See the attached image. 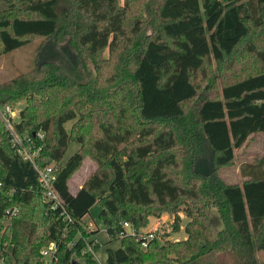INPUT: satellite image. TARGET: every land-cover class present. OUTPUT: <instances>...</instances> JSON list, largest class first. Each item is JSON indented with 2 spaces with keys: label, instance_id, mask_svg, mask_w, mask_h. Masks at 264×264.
<instances>
[{
  "label": "trees",
  "instance_id": "16d2710c",
  "mask_svg": "<svg viewBox=\"0 0 264 264\" xmlns=\"http://www.w3.org/2000/svg\"><path fill=\"white\" fill-rule=\"evenodd\" d=\"M263 26L264 0H0L3 52L40 40L32 67L0 82V106L24 101L12 128L41 147L37 165L55 166L54 189L72 218L42 199L36 169L0 118V263L42 264L41 249L54 243L56 264H80L75 256L98 264L85 240L94 251L99 242L82 220L97 202L108 241L119 240L105 249L106 264H224L231 253L260 264L264 156L240 166L241 184L224 182L217 170L264 132V43L252 49L262 70L223 85L220 98L197 97L192 75ZM63 42L80 70L91 64L86 80L53 55ZM71 142L79 147L63 160ZM85 153L97 166L72 194L68 180ZM201 158L210 172L196 170ZM12 207L18 211L7 218ZM179 208L188 218L180 240L161 234L143 247L131 234L119 236L124 222L139 231Z\"/></svg>",
  "mask_w": 264,
  "mask_h": 264
},
{
  "label": "rangeland",
  "instance_id": "374dc122",
  "mask_svg": "<svg viewBox=\"0 0 264 264\" xmlns=\"http://www.w3.org/2000/svg\"><path fill=\"white\" fill-rule=\"evenodd\" d=\"M145 32H148L145 29ZM40 40H34L29 44L22 46L16 50L5 53L3 52V44L0 39V82L6 81L14 76L28 71L35 59V49ZM264 43V26L262 28H251L249 36L244 39L236 50L229 56H225L223 60L217 61L212 56L207 57L202 67L192 75V82L197 88V97L204 98H220L221 88L223 85L239 80L250 74L257 73L262 70V66L257 59V56L252 51L254 48H259ZM61 45V47H59ZM59 53H55L56 59H60L63 65L68 68H75L78 70L81 80H86L87 72H93L91 64H88L86 71L80 70L78 59L75 53L68 46L67 42L60 43ZM45 56V55H44ZM42 56V57H44ZM107 56V49L104 52ZM197 97L191 102L189 108H193L197 104ZM24 106V101L16 103L13 109L12 120H19V111ZM74 120L68 121L65 124L67 130H70ZM79 147L78 143L71 142L68 146L63 160L67 158ZM264 156V132H258L250 135L244 145L234 151L233 161L224 167H219L217 170L220 178L226 183L241 184L243 177L240 175V166L243 163L254 162ZM97 164L89 153H85L82 164L72 174L68 180L69 190L79 189L86 178L95 170ZM196 170L201 173H208L211 171V163L209 159L201 158L196 164ZM100 205L96 202L93 204L87 214L83 217V224L86 230L95 231L90 239L96 238L99 242L100 250L95 251L96 257L100 264H106L107 247L116 248L119 246V240L109 242L107 234L103 229L101 220L99 218ZM176 216L180 218V229L177 232L173 231V222ZM208 216L210 221L217 229L222 228V222L218 216L215 208L208 209ZM188 221L183 210L179 208L176 212H162L159 217H150L147 225L138 232H154L155 237L164 235L161 241L168 239L170 241L180 240L185 237L184 225ZM131 226L127 228L131 231ZM137 231V230H136ZM93 250L92 243L88 242ZM258 263H264V250L257 251L255 254ZM94 257V255H93ZM75 261L84 264L79 257H74ZM220 262L224 264H242L241 255L238 253H231L220 258ZM1 264V263H0Z\"/></svg>",
  "mask_w": 264,
  "mask_h": 264
},
{
  "label": "built area",
  "instance_id": "2783aa9c",
  "mask_svg": "<svg viewBox=\"0 0 264 264\" xmlns=\"http://www.w3.org/2000/svg\"><path fill=\"white\" fill-rule=\"evenodd\" d=\"M13 109L9 105L0 106V118L4 122L6 128L10 131L12 136L11 141L12 144L17 148L18 153L26 160L30 161L34 168L37 171L38 182L40 184L42 190V199L46 201L50 207V209L59 210V213L66 219L67 221H71L72 218L67 213L66 209L63 207L62 201L54 189V181L56 180V168L53 164H48L45 166H39L35 162V157L40 150V146H35L33 144V140L28 136L25 135L21 137L17 134L14 129L12 128V120L13 118ZM39 139L43 138L42 133H36ZM0 182V186H1ZM17 207L8 208L5 211V216L9 218L17 213ZM130 227L128 222L123 223V231L119 233V236L122 237L127 234H131L135 236V238L140 241V244L143 247H146L148 242L155 238L154 232H138L134 228H131V231H128L127 228ZM87 243V241L85 240ZM87 248L91 251L92 255H94V259L100 264L97 257L95 256L96 253L92 250L91 246L87 243ZM56 252V245L54 243H50L48 246L41 249V256H42V264H56L57 256Z\"/></svg>",
  "mask_w": 264,
  "mask_h": 264
},
{
  "label": "crops",
  "instance_id": "0c3cea01",
  "mask_svg": "<svg viewBox=\"0 0 264 264\" xmlns=\"http://www.w3.org/2000/svg\"><path fill=\"white\" fill-rule=\"evenodd\" d=\"M77 190H78V189H73V191H71V193H72V194H75Z\"/></svg>",
  "mask_w": 264,
  "mask_h": 264
}]
</instances>
